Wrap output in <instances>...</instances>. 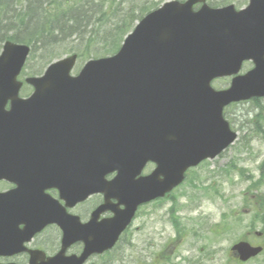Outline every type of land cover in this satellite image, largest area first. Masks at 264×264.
Listing matches in <instances>:
<instances>
[{"label": "water", "instance_id": "95a60500", "mask_svg": "<svg viewBox=\"0 0 264 264\" xmlns=\"http://www.w3.org/2000/svg\"><path fill=\"white\" fill-rule=\"evenodd\" d=\"M195 2L169 3L148 16L117 56L86 64L78 78H68L75 61L70 57L49 66L43 77L28 80L36 94L74 92L79 136H92L91 143L101 150L96 155L81 150L82 166L89 169L83 173L85 192L106 190L102 179L113 170L118 181L130 173L133 182L147 162H154L153 174L133 185L144 187L145 201L162 196L180 184L187 168L215 158L237 138L222 118L225 106L264 96V0H250L240 12L204 6L194 14ZM27 53V47L4 45L0 106L18 93L14 78ZM247 59L254 70L233 79L229 90L209 88L215 77L237 74ZM22 111L14 108L9 118H23ZM11 126H0V131ZM91 170L100 177V188Z\"/></svg>", "mask_w": 264, "mask_h": 264}, {"label": "rangeland", "instance_id": "374dc122", "mask_svg": "<svg viewBox=\"0 0 264 264\" xmlns=\"http://www.w3.org/2000/svg\"><path fill=\"white\" fill-rule=\"evenodd\" d=\"M4 1L9 3V9L6 12L0 9V18L18 17L19 22L16 25L20 28V19L23 22L27 20L26 4L34 0ZM37 1L31 7L38 8L42 18L61 16L59 11L56 12V2L59 1L51 3L50 6H46L50 0ZM139 1L143 0H138L137 3ZM167 1L174 0H165ZM212 1H216L214 4L217 6L235 5L236 9L247 4V0ZM209 2L211 4V0ZM44 11L49 15H45ZM136 12L126 16L125 28L139 15ZM98 20L92 19V26L86 29L87 33L80 27L78 34L60 36L58 39L63 40L52 47L53 56L58 59L66 58L74 47H78L81 50L78 55L83 56L87 39L93 37L89 33L99 32L98 25L102 28L103 23H98ZM40 47L36 45L35 51L31 53L32 58L24 67L25 76L28 73L41 74L44 71V66L49 61L46 59L50 56H45ZM83 62L78 60L77 68L80 69ZM24 78L27 76L19 79ZM226 82L218 80L213 86L226 88L230 81ZM256 105L249 101L227 108L225 115L238 134L237 142L213 161L190 170L186 176V184L172 194L169 202L146 206V213L143 211L142 214L147 218V225H144L147 237L143 241L139 233L134 238L131 250H121L123 264H232L228 255L230 244L239 237H244L250 230L262 232L263 225L258 218L264 216V137L257 133V127L264 132V100L260 101L261 107L256 108ZM258 114L260 117L255 118ZM174 202H177L178 210L168 212ZM181 205L182 209L179 210ZM243 211H247V214L241 215ZM173 216L179 220L177 228ZM250 240L254 241L252 238ZM113 256L117 255L112 254ZM247 264H264V254Z\"/></svg>", "mask_w": 264, "mask_h": 264}, {"label": "trees", "instance_id": "16d2710c", "mask_svg": "<svg viewBox=\"0 0 264 264\" xmlns=\"http://www.w3.org/2000/svg\"><path fill=\"white\" fill-rule=\"evenodd\" d=\"M80 1V0H79ZM37 0H34L32 3H27L26 7V13H27V20L23 22L22 19H20V28H17V25L19 20L18 17H14L13 19L17 18L15 23H12L13 19H8L6 17L0 18V44L5 41H11L16 42L19 44H26V45H33L36 47V45H40V48L45 49L44 52L48 55V53L52 52V47L56 46L59 42L63 40H59L58 38L61 36H64L66 34L69 35H75L78 34L80 27L81 30H84V33L86 32V29L90 27L92 19H95L97 16L104 17L103 11L104 4L96 5L95 3L97 0H82L81 5H68L70 2L67 0V5L63 6V2L57 3V13L58 11L61 14V16L57 17H51L48 16L42 18L40 15V12H38V8L32 9L31 6H34L35 3H37ZM101 2V0H100ZM79 3V2H78ZM51 3H49L50 6ZM71 6V8H70ZM135 7V6H134ZM142 10L148 11L154 9L153 4L151 2L143 3L141 5ZM0 9H3L4 12H6L9 9V3L4 0H0ZM66 9V10H64ZM134 9V8H132ZM146 9V10H144ZM135 10H131L129 14H133ZM142 11V12H143ZM141 12V13H142ZM45 15H49L47 12H45ZM66 14H68L66 16ZM142 15V14H141ZM1 16V14H0ZM116 14L112 16L111 24H109V28L111 31L116 32L113 30L114 28H117L121 31L120 34H124L126 30L125 28L126 24L125 21H122L119 23V19H116ZM101 19V18H100ZM101 21L98 20V23ZM22 27V28H21ZM114 27V28H113ZM130 27V26H129ZM80 30V32H81ZM119 33V32H118ZM11 34V35H9ZM9 35V36H8ZM89 35L93 36L90 39H87V45L85 46V54H98V46H95L94 39L97 40V42L103 40V42L107 41V37L110 36V33L103 31L100 33L102 38H99L98 33L94 31L89 33ZM11 36V37H10ZM82 40V38H81ZM91 40V42H90ZM79 41V40H77ZM105 45V44H104ZM119 43L111 40L110 43L107 46H103V52L105 54H113L115 50L119 47ZM50 49V50H49ZM76 53L79 54L80 49L78 47L74 48ZM93 49V51H89ZM43 51V50H41ZM90 52V53H89ZM102 52V53H103Z\"/></svg>", "mask_w": 264, "mask_h": 264}, {"label": "flooded vegetation", "instance_id": "af4514ba", "mask_svg": "<svg viewBox=\"0 0 264 264\" xmlns=\"http://www.w3.org/2000/svg\"><path fill=\"white\" fill-rule=\"evenodd\" d=\"M29 96V95H27ZM31 182H29L27 185L31 190H34L36 192L37 188H43L44 183L38 184L36 183V180L31 175ZM17 186L12 183L8 182H0V192H9V190L16 189ZM44 193L47 194L52 199H58V191L56 190H44ZM103 202L102 196H93L90 199L87 200V202L83 203H77V205L73 206L72 208H68L66 204L60 203L61 207L65 209V211L68 212V214L76 217L80 224L85 225L88 223L89 215L92 213V211L95 210L97 206H99ZM108 216V215H106ZM103 217H100L99 219H102ZM107 218V217H104ZM24 228V225L19 226L18 231H22ZM62 232L58 226L54 225H47L44 226V228L39 231L38 233L34 234L32 238L24 244L26 250L23 251L20 254H13L9 257H1L0 263L2 264H29L31 260L30 252L34 251H41L45 256H53L57 253L58 250H60L61 247V239H62ZM83 249V243L76 242L73 243L71 246L68 247L66 251V255H76L79 256ZM105 254H102L101 256L93 255L91 256L86 264H105L104 261Z\"/></svg>", "mask_w": 264, "mask_h": 264}]
</instances>
